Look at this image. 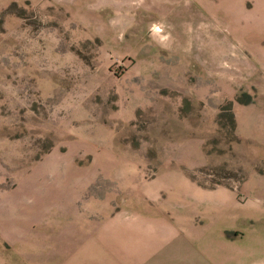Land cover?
I'll use <instances>...</instances> for the list:
<instances>
[{
	"label": "rangeland",
	"instance_id": "rangeland-1",
	"mask_svg": "<svg viewBox=\"0 0 264 264\" xmlns=\"http://www.w3.org/2000/svg\"><path fill=\"white\" fill-rule=\"evenodd\" d=\"M243 104L264 0H0V264H116L121 224L218 198Z\"/></svg>",
	"mask_w": 264,
	"mask_h": 264
},
{
	"label": "crops",
	"instance_id": "crops-1",
	"mask_svg": "<svg viewBox=\"0 0 264 264\" xmlns=\"http://www.w3.org/2000/svg\"><path fill=\"white\" fill-rule=\"evenodd\" d=\"M243 105L236 124L249 165L244 179L222 184L218 198L198 197L199 191L190 186L184 207L142 213L121 224L126 234L142 229L147 238L141 246L129 238L127 244L133 245L113 250L116 264H264V167H258L264 163V107ZM198 208L203 210L198 213Z\"/></svg>",
	"mask_w": 264,
	"mask_h": 264
},
{
	"label": "trees",
	"instance_id": "trees-1",
	"mask_svg": "<svg viewBox=\"0 0 264 264\" xmlns=\"http://www.w3.org/2000/svg\"><path fill=\"white\" fill-rule=\"evenodd\" d=\"M233 122V121H232Z\"/></svg>",
	"mask_w": 264,
	"mask_h": 264
}]
</instances>
